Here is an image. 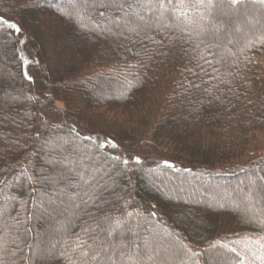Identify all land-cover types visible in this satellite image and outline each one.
Segmentation results:
<instances>
[{"label": "trees", "instance_id": "obj_1", "mask_svg": "<svg viewBox=\"0 0 264 264\" xmlns=\"http://www.w3.org/2000/svg\"><path fill=\"white\" fill-rule=\"evenodd\" d=\"M168 9L165 0H0V16L20 27L38 55L30 71L35 95L17 40L0 24V62L10 69L4 83L17 94L0 104V264H102L88 247L95 228L88 214L100 215L99 201L82 203L85 191L102 194L114 214L123 210L132 241L147 253L141 264H262L264 158L225 165L264 132L255 60L264 49V0H185L171 17ZM65 41L78 48L71 62L60 61ZM63 135L73 140L68 154L82 151L88 160L68 156L76 170L54 185L42 172L45 150L50 143L58 151ZM105 141L146 163L125 164L102 148ZM77 172L94 179L85 185ZM238 183L234 196L196 198ZM59 186L69 192L57 196V207L69 203L75 214L56 242L43 240L54 249L46 256L36 240L58 215L35 207L39 193ZM164 246L175 248L165 252L171 262Z\"/></svg>", "mask_w": 264, "mask_h": 264}, {"label": "rangeland", "instance_id": "obj_2", "mask_svg": "<svg viewBox=\"0 0 264 264\" xmlns=\"http://www.w3.org/2000/svg\"><path fill=\"white\" fill-rule=\"evenodd\" d=\"M10 32L12 35H14V37L16 38L17 40V43H18V46H19V49H20V53H21V60H22V63L24 64V69H25V72H26V78L28 76H31V69L37 64L38 62V55H37V52H36V48H32L28 45V43L26 42L25 43V39H24V33H22V31H20V33H16L14 29H11L10 28ZM1 43H0V47H1ZM4 47H1L0 48V57L1 55H3V50L6 51L5 49H3ZM65 56H62L60 58V61H62V59L64 58ZM257 64H258V72H259V77L261 79V82H262V85H263V90H264V49L256 56L255 58ZM0 66L1 68L2 67V63L0 62ZM5 70V68H3ZM29 72V74H28ZM10 73V69L5 70H0V82L2 85V87L0 88V104H4V103H7V102H10V101H16L17 99V94L15 92V90H12L10 91L9 87L6 85V83H4L5 79H8V76ZM27 81L30 83V87L32 88V93L35 94V95H38V90H37V87L35 86V88L33 87L32 85V79L29 80L27 78ZM56 107L61 109L63 107V104L60 103V102H57L56 103ZM13 109V108H12ZM42 118V116H40V119ZM44 118L50 120V121H53V118H51V116H45ZM39 120V119H38ZM62 139L60 140V142L57 145V147L59 148L58 151H52L53 149L51 148L53 144H50L48 143L47 146H48V150H45V157L47 159V162H48V169L49 172H47L46 169H44L42 172L44 173H48V175L50 174L51 176L49 177V181H51V178L53 177H61L63 176V171H66L67 169H75V167H73L70 163V165H66L65 164V161H70L71 162V157H75L76 155V158L79 157V156H82L83 158H85L86 160H88V156H86L82 151H77L78 154L74 151H72V155H71V152L68 154V151H69V148H67L68 145H71L73 143V140L70 139L69 137L66 138L65 135H63L61 137ZM53 142H55L54 140H51ZM50 141V142H51ZM112 145H115V147H113ZM102 148H104L105 150H108V151H112L110 152L111 154L113 155H118L122 161L124 160H127L128 161V164L131 165V166H134V165H137L136 163V158L138 157L139 160H140V163L139 164H144L146 163V160L140 156V155H137L135 154L134 156H131L130 158H124L122 156V154L120 153L119 149L117 148L116 144H113V143H110V144H107V146H102ZM68 149V150H67ZM61 150V151H60ZM88 150V149H87ZM70 158H67L68 156H70ZM258 157H262L264 158V132L263 131H256L254 133V136L249 144V148L248 150L246 151L245 155L243 158H241L239 161H236V162H232V163H229V164H226L225 167L229 166L230 168L231 167H234L236 165H240V164H243V163H246L248 161H251L250 159H254V158H258ZM81 161V160H80ZM80 161H78L80 163ZM82 167H86V163L85 164H81ZM87 166L88 167H99V164L97 163H93V164H89L87 163ZM105 170V168H103ZM81 173V172H80ZM155 179V178H153ZM157 180V179H155ZM52 183V182H51ZM53 184V183H52ZM57 184V183H56ZM55 185V183H54ZM162 185L164 186H167L169 188H179L180 186L183 187V182L181 181H170L169 183H165L164 180L162 181ZM224 184L220 185V186H215L213 187L212 190H200V193H198V195H196V198L197 199H204V198H215V197H225L227 195H229L230 192H234L233 196L235 195L236 192H239V190L237 189H242L243 188V184L242 183H238L236 185V189H231L230 190V187L227 188L223 187ZM63 190L62 186H59V187H56L52 190H46V191H42L41 193H39V201L36 205V209L41 211L43 214L46 213V209L47 208H53V211H54V214L55 215H58V217H55L54 215H51V217H55L54 221H53V225H50L48 226V228L46 230H48L46 232V234L43 235V237L41 238H38L36 240V242L38 244H40L42 246V252H40L41 254L43 255H46V256H49L51 255V253L54 251L53 250H49L47 249V245L49 244L50 241H53V242H56L57 239H59V236H61V231L67 226V220H71L73 218V213L72 211L69 213L70 209L66 208V205L67 207L69 206V203L65 205V207L63 208V204H59L60 207H57L58 204L56 203V198L58 195H61V191ZM160 191H163V190H160ZM63 195V194H62ZM237 195H240V194H237ZM74 205L76 204V202H74L73 200H70ZM3 207H1V204H0V220L2 219V214L4 213ZM63 208V210H61ZM5 209V208H4ZM68 211V213H67ZM62 212V213H61ZM66 221V222H65ZM165 237V236H163ZM47 239L49 242L47 244H44L43 243V240ZM162 239H165V238H162ZM158 241H161V238L158 240ZM174 247H176L174 245ZM174 247L172 246H164V249H163V254L165 252H170V254H174L175 251H174ZM171 254V256H172ZM160 257L162 256L159 255ZM178 256V255H177ZM177 256L174 260L177 259ZM163 258L165 260H167L168 262L170 261L171 262V258L168 257V254L165 253ZM152 261V258H146L145 259V263L143 264H154L157 262H154ZM223 261H219L218 258H216L214 260V264H222Z\"/></svg>", "mask_w": 264, "mask_h": 264}, {"label": "snow or ice", "instance_id": "obj_3", "mask_svg": "<svg viewBox=\"0 0 264 264\" xmlns=\"http://www.w3.org/2000/svg\"><path fill=\"white\" fill-rule=\"evenodd\" d=\"M177 2L181 7L185 4V0H165V3L169 5L168 10L170 12V17L175 13ZM199 2L202 4L203 0H199ZM232 2L236 3V0H232ZM156 6L159 8H164L165 4L159 3ZM140 19H143V17ZM0 24H6L7 27L14 29L16 33H20L21 31L20 27H18L16 23L7 22L2 16H0ZM60 51L62 55L66 57L68 62L73 61L78 54V48L73 43L67 41L63 42ZM27 78L29 80L32 79L31 76H28ZM107 144L108 141H105L103 142L102 146H107ZM112 146L115 147V145ZM124 163L127 164L128 161L125 160ZM136 163H140L138 157L136 158ZM71 171L72 169H69V172ZM76 175L85 185H89L90 180L94 179L93 177L86 178L85 175L80 172H77ZM66 179L69 178L65 176H61L59 178L53 177L51 178V182L63 183V181ZM69 184H71L70 180ZM68 192L69 189L65 188L61 191V194L67 195ZM84 195L87 196V200H82V203L85 205H87L89 201H99L96 203V210L98 213H100V215H94L92 213L88 214L91 222L95 224V228L91 229L94 235L89 237L93 240V244L88 245L90 249H93L91 259L99 260L102 262V264H141L147 253L144 250L138 249L134 241H132L129 235L131 229L127 227L126 221L122 219L124 215L123 210H119L120 214L117 215L114 214L109 208H105L104 204H107L108 202L103 199L102 194L98 195L95 191H85ZM77 207H79V205H77ZM150 214L155 215L154 212ZM127 215L131 214L129 213ZM97 229L99 230V234H95ZM88 231L89 229L86 228V234ZM85 244H87V241L82 242L79 246L83 248ZM85 255H87V253H85ZM261 261L262 264H264V257H261Z\"/></svg>", "mask_w": 264, "mask_h": 264}]
</instances>
